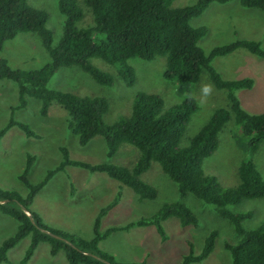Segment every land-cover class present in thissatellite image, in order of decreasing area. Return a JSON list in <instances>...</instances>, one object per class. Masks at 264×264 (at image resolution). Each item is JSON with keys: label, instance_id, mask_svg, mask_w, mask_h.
<instances>
[{"label": "trees", "instance_id": "16d2710c", "mask_svg": "<svg viewBox=\"0 0 264 264\" xmlns=\"http://www.w3.org/2000/svg\"><path fill=\"white\" fill-rule=\"evenodd\" d=\"M228 1L195 0L191 5L171 7L170 0H83L92 24L77 27L75 23L82 17L77 1L57 0V9L63 17L62 28L59 38L52 43L51 31L46 27V11L29 5L26 0H0V50L4 41L18 33L30 32L37 34L48 55L46 63L29 70L12 68L5 58H0V79L14 82L17 88V104L10 107L8 120L0 127V138L12 126L20 129L26 137H36L28 125L12 117L14 110L23 108L26 98L32 97L39 100L38 112L41 116L47 114L52 101L65 110L68 116L66 126L79 145H85L92 137L99 135L104 140L106 158H111L122 143L133 146L139 152L134 163L127 168L109 162L90 164L70 159L67 149L60 146L61 160L46 170L36 182H30L27 178L33 157L26 154L23 168L17 176L26 189L25 195L0 188V212L16 221L14 232L0 242V264L7 261V251L25 236H29V241L19 264L26 263L40 242L48 243L51 255L62 250L66 264H145L143 261L116 262L111 255L98 248V242L113 231L146 225L153 226L164 239L161 222L169 217L177 218L181 226L196 225V218L182 202L165 203L148 218L100 231L101 217L119 200V193H116L98 209L89 239L48 226L30 209V204L50 177L65 166L103 172L127 186L137 199L154 198L155 189L140 179V174L149 168L152 161L176 184L179 198L189 192L203 202L212 204L219 216L230 221L238 236L233 243H223L230 264H264V218L256 228L244 230L242 221L249 218L251 213L234 212L226 208L244 199L264 198V179L251 157L239 162L236 171L238 183L233 187H222L215 176L205 174L202 170L203 159L217 147L218 133L231 120L246 142L247 153L255 152L258 144L264 140V112L249 114L240 106L234 93L239 88H250L252 79H224L211 65L213 58L236 49L264 58V49L257 40L237 39L204 53L197 41L205 29L191 27L188 23L210 3ZM238 2L243 7L264 12V0ZM97 35L101 36L99 40L96 39ZM155 56L165 57L164 78L194 84L204 71L215 88L225 91L228 106L214 108L183 147L179 146L180 138L191 113L196 109L191 97L163 108L158 95L137 92L131 101L128 116L107 124L102 119L107 110L105 97L78 96L47 87L54 72L67 66L80 68L98 84L110 85L112 77L91 64L89 59L92 57L115 65L117 76L126 85H131L134 71L127 60H150ZM214 238L215 232H209L200 252L195 255L188 252L178 264L201 261L212 250Z\"/></svg>", "mask_w": 264, "mask_h": 264}, {"label": "rangeland", "instance_id": "374dc122", "mask_svg": "<svg viewBox=\"0 0 264 264\" xmlns=\"http://www.w3.org/2000/svg\"><path fill=\"white\" fill-rule=\"evenodd\" d=\"M26 1L29 5L46 11V27L51 31L52 43H55L61 34L63 19L57 9V0ZM76 1L82 10V17L75 25L90 26L92 21L88 8L83 0ZM194 2L195 0H170V6L184 7ZM188 23L191 27L205 29L197 41L204 53H208L215 46L237 39L257 40L264 49V12L257 8L243 7L238 0L212 2ZM100 38L97 35L96 39ZM0 58H5L12 68L26 70L38 68L48 61L47 52L41 46L39 37L30 32L18 33L4 41ZM89 61L112 77L110 85L98 84L80 68L67 66L54 72L47 87L78 96L105 97L107 110L102 119L107 124L128 116L131 101L137 92L158 95L163 108L177 104L185 97H191L196 109L191 113L180 138L179 146L183 147L214 108L228 106L225 91L215 88L204 71L194 84L164 78V56H155L150 60H127L134 71L131 85H126L117 76L115 65L95 57ZM211 65L224 79L251 78V87L235 90V96L240 106L249 114L264 112V58L236 49L224 56L213 58ZM16 104V84L0 79V127L7 122L10 107ZM38 108L39 100L27 97L26 105L14 110L12 115L14 120L28 125L36 137H26L20 129L12 126L0 138L1 189L25 195L26 189L17 176L23 168L26 154L33 157L27 178L30 182H36L46 170L59 163L60 146L67 149L70 159L90 164L109 162L129 168L138 157L136 148L122 143L111 158H106L104 140L99 135L92 137L85 145H79L66 126L68 116L60 105L52 101L45 116L39 114ZM245 143L232 120L227 122L218 133L216 149L202 161L203 172L215 176L222 187H233L238 183L236 171L239 162L251 157L264 179V140L252 154L245 151ZM140 179L155 189L154 198L137 199L127 186L109 178L103 172H89L80 167L65 166L62 171L52 175L35 194L30 209L48 226L89 239L92 237V222L98 209L108 203L116 193H119V200L101 217L100 231L148 218L165 203L182 202L196 218V225L181 226L177 218L169 217L161 222L164 239L156 233L153 226H133L128 230L113 231L98 242V248L120 263L143 261L145 264H178L188 252L198 254L204 238L214 231L212 250L201 261L189 264H230L229 254L223 248V243H233L238 236L229 220L219 216L212 204L203 202L189 192L179 198L176 184L154 161L140 174ZM226 208L234 212L251 213L249 218L242 221L244 230L256 228L264 218V198L244 199L237 204L227 205ZM15 227L16 221L0 212V242L11 235ZM28 241L29 236L19 240L7 251V261L1 264H19ZM25 264H66V259L62 250L51 255L48 243L40 242Z\"/></svg>", "mask_w": 264, "mask_h": 264}, {"label": "water", "instance_id": "95a60500", "mask_svg": "<svg viewBox=\"0 0 264 264\" xmlns=\"http://www.w3.org/2000/svg\"><path fill=\"white\" fill-rule=\"evenodd\" d=\"M54 237H57V238H60V239H62V237H60V236H58V235H54Z\"/></svg>", "mask_w": 264, "mask_h": 264}, {"label": "crops", "instance_id": "0c3cea01", "mask_svg": "<svg viewBox=\"0 0 264 264\" xmlns=\"http://www.w3.org/2000/svg\"><path fill=\"white\" fill-rule=\"evenodd\" d=\"M259 148H260V146H259ZM259 148H258V149H259ZM119 183H120V182H119ZM120 184H121V183H120ZM117 186L119 187V185H117Z\"/></svg>", "mask_w": 264, "mask_h": 264}, {"label": "clouds", "instance_id": "9594fccd", "mask_svg": "<svg viewBox=\"0 0 264 264\" xmlns=\"http://www.w3.org/2000/svg\"><path fill=\"white\" fill-rule=\"evenodd\" d=\"M207 90V89H206Z\"/></svg>", "mask_w": 264, "mask_h": 264}]
</instances>
